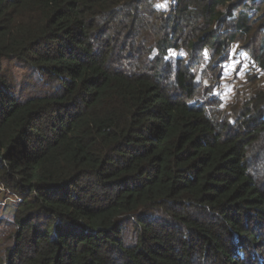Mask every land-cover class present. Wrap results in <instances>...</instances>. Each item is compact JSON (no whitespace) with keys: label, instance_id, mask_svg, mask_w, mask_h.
<instances>
[{"label":"trees","instance_id":"1","mask_svg":"<svg viewBox=\"0 0 264 264\" xmlns=\"http://www.w3.org/2000/svg\"><path fill=\"white\" fill-rule=\"evenodd\" d=\"M174 1L0 0V264H264V0Z\"/></svg>","mask_w":264,"mask_h":264},{"label":"rangeland","instance_id":"2","mask_svg":"<svg viewBox=\"0 0 264 264\" xmlns=\"http://www.w3.org/2000/svg\"><path fill=\"white\" fill-rule=\"evenodd\" d=\"M174 0H157L158 5L166 8L174 4ZM238 48L232 46L229 53V61L225 67V79L220 91L225 96L226 104L231 103L234 107L235 99L251 97L260 83L251 84L250 75L254 72V66L250 64L248 57L239 54ZM8 72L15 75L17 84L23 82L29 76L26 68L17 69L8 67ZM244 97V98H243ZM18 198L0 181V218L12 219L17 206Z\"/></svg>","mask_w":264,"mask_h":264}]
</instances>
